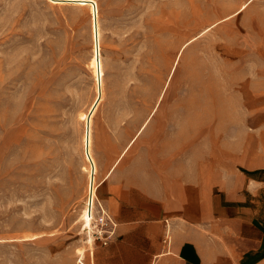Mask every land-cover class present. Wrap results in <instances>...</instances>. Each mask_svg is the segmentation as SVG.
Returning a JSON list of instances; mask_svg holds the SVG:
<instances>
[{
	"label": "rangeland",
	"instance_id": "1",
	"mask_svg": "<svg viewBox=\"0 0 264 264\" xmlns=\"http://www.w3.org/2000/svg\"><path fill=\"white\" fill-rule=\"evenodd\" d=\"M95 1L104 95L91 247L79 120L95 97L90 6L0 0V264H78V250L94 264L97 234L113 224L112 243L119 220L141 212L130 187L159 200L173 233L246 192L247 169H264V0ZM196 72L230 118L182 135L183 106L203 90Z\"/></svg>",
	"mask_w": 264,
	"mask_h": 264
},
{
	"label": "crops",
	"instance_id": "2",
	"mask_svg": "<svg viewBox=\"0 0 264 264\" xmlns=\"http://www.w3.org/2000/svg\"><path fill=\"white\" fill-rule=\"evenodd\" d=\"M247 171L246 192L236 200L219 199L216 214L189 219L187 228L176 226L173 233L159 200L130 187L141 212L119 220L117 237L95 250L94 264H264V169Z\"/></svg>",
	"mask_w": 264,
	"mask_h": 264
},
{
	"label": "bare ground",
	"instance_id": "3",
	"mask_svg": "<svg viewBox=\"0 0 264 264\" xmlns=\"http://www.w3.org/2000/svg\"><path fill=\"white\" fill-rule=\"evenodd\" d=\"M54 4H80L84 6H90L92 15V56L90 58L89 67L92 70L95 78V97L90 104L86 112L79 113V120L84 122L85 130L83 135V149L85 160L89 165V169L85 167L84 169L88 172V183H87V199L84 203V208L82 210L80 220L85 225L87 229V243L92 247L94 245V236L92 235V229L94 225L93 210L95 207V201L97 197L98 187L101 185L96 182L97 166L96 162L92 156L94 135L92 130L93 117L103 100L104 90H103V62H102V45H101V26L99 23V9L98 4L95 0H49ZM249 4L245 3L239 7L238 14L244 11ZM236 13V14H237ZM231 16L223 19L222 21L230 19ZM196 72L193 77L196 79L197 85L201 86L203 90L199 91V95L190 99L183 106V116L184 122L181 126V134L184 135L186 132H190L196 123L204 121L205 118H210L212 115L219 117L223 120L230 116L228 112V106L226 101H224L219 93L214 91L215 84L208 83V81L200 82V76ZM213 89V92H212ZM251 99L252 104L255 102L253 95L248 96ZM230 118V117H229ZM145 127V125L143 126ZM78 264H85V252L83 250H78Z\"/></svg>",
	"mask_w": 264,
	"mask_h": 264
},
{
	"label": "built area",
	"instance_id": "4",
	"mask_svg": "<svg viewBox=\"0 0 264 264\" xmlns=\"http://www.w3.org/2000/svg\"><path fill=\"white\" fill-rule=\"evenodd\" d=\"M95 193H96V191H95ZM114 227L115 226L113 224H111V228L109 230H105V231L103 230L97 234L98 238H100L103 241V245H107L108 240L113 236ZM170 235H171L170 230L167 228L165 230V239H164L165 244L170 243V238H171Z\"/></svg>",
	"mask_w": 264,
	"mask_h": 264
}]
</instances>
